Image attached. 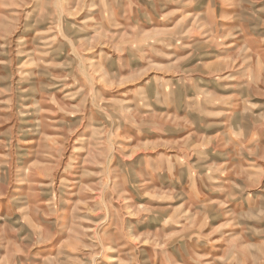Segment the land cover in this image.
Instances as JSON below:
<instances>
[{
  "label": "rangeland",
  "instance_id": "1",
  "mask_svg": "<svg viewBox=\"0 0 264 264\" xmlns=\"http://www.w3.org/2000/svg\"><path fill=\"white\" fill-rule=\"evenodd\" d=\"M0 264H264V0H0Z\"/></svg>",
  "mask_w": 264,
  "mask_h": 264
}]
</instances>
